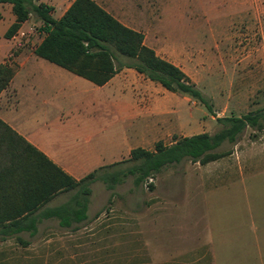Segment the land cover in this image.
Instances as JSON below:
<instances>
[{"label": "rangeland", "instance_id": "1", "mask_svg": "<svg viewBox=\"0 0 264 264\" xmlns=\"http://www.w3.org/2000/svg\"><path fill=\"white\" fill-rule=\"evenodd\" d=\"M107 1L124 7L145 45L182 69L209 99L207 108L153 83L152 115L163 138L147 151L183 136L214 135L222 129L218 119L264 111V0H135L136 7ZM35 2L61 8L59 0ZM37 19L31 16L12 39L16 51H32L43 38ZM11 23L0 7V45H10L5 33ZM84 112L73 109L71 116ZM216 152L229 154L205 166L184 161L166 167L139 185L133 176L101 178L127 169L129 157L96 171L87 182L86 220L70 228L46 220L35 237L21 235L29 245L0 235V264H264V130L247 128L236 144L225 142ZM238 181L239 188L232 186ZM231 186L232 195H220ZM77 192H60L48 206L72 202Z\"/></svg>", "mask_w": 264, "mask_h": 264}, {"label": "trees", "instance_id": "2", "mask_svg": "<svg viewBox=\"0 0 264 264\" xmlns=\"http://www.w3.org/2000/svg\"><path fill=\"white\" fill-rule=\"evenodd\" d=\"M0 4L12 5L16 17L5 33L6 39L16 37L31 16L43 21L47 36L35 49L42 59L98 86L105 85L120 70L132 68L167 91L187 95L209 108V99L182 69L145 45L142 32L124 26L92 0H75L59 20L52 17L53 7L36 4L35 0H0ZM16 69L7 63L0 65V95L10 86ZM218 122L222 129L214 135L180 138L170 146L158 142L153 152L133 150L126 160L127 169L101 178L112 182L118 176H133L139 185L164 168L184 161L202 166L217 162L229 154L216 152L225 142L236 144L247 128L264 130V111L225 117ZM95 172L75 180L0 118V235L16 237L29 245L30 241L21 235L35 237L46 220L56 219L62 228L82 223L87 219V182L95 179ZM72 189L78 190L72 202L56 208L48 206L56 194Z\"/></svg>", "mask_w": 264, "mask_h": 264}, {"label": "crops", "instance_id": "3", "mask_svg": "<svg viewBox=\"0 0 264 264\" xmlns=\"http://www.w3.org/2000/svg\"><path fill=\"white\" fill-rule=\"evenodd\" d=\"M74 1L59 0L61 8L57 2L43 3L54 8L52 17L59 20ZM92 1L124 26L141 32L134 21L127 22L124 7L116 8L107 0ZM161 5H165L164 0ZM127 6L136 7L137 3L127 0ZM0 7L12 16L11 27L16 22L12 5ZM57 11L60 13L56 18ZM37 20L44 27L43 21ZM42 34L32 51H16L12 39L5 38L10 45H0V65L13 61L17 66L10 86L0 95V118L12 129L78 181L130 157L133 150L151 149L163 138V128L152 115L155 82L135 69L124 68L105 85L98 86L38 57L35 49L47 36L45 31ZM102 94L104 97L99 98ZM73 109H85V117L74 118ZM185 137L191 136L181 138ZM254 178L259 179V174ZM242 184L238 181L232 186L239 188ZM232 186L220 195H232Z\"/></svg>", "mask_w": 264, "mask_h": 264}]
</instances>
